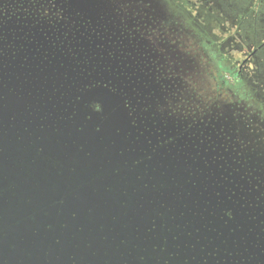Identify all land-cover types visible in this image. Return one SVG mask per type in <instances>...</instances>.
<instances>
[{
  "label": "rangeland",
  "instance_id": "374dc122",
  "mask_svg": "<svg viewBox=\"0 0 264 264\" xmlns=\"http://www.w3.org/2000/svg\"><path fill=\"white\" fill-rule=\"evenodd\" d=\"M150 3L153 4L150 10L161 24L152 21L149 28L155 32L166 26L171 31L164 29L165 37H171L164 41L165 48L155 50L148 44V54L144 56L147 65L159 63L155 66L157 70L166 69L168 78L158 76L157 71L153 74L150 67L134 64L119 67L120 63L130 62L141 54L131 55L130 50H122L121 57H115L112 63L108 61V53L114 51L108 46H102L100 56L85 53L86 58L101 61L100 69H95L94 73V65L87 62L76 64L64 59V65L43 66L37 56L31 57L29 53L26 55L29 61L24 64L0 65V137L4 136L5 151L13 154L14 162L9 164L8 159H0L1 167L8 175L18 177L25 157L35 161L33 153L26 152V148L34 145L36 148L40 141L46 140L45 134L48 141L60 137L67 128L69 137L76 131L72 125L83 132L92 117L95 121V116L99 115L91 132L101 135L97 143L111 152V158L101 162L92 161L93 156L84 157L97 171L110 170L96 182L107 183L115 193L121 190L123 198L132 203L133 187H166L170 180L175 184L176 178L171 176L176 171L178 175L189 176L181 181L183 186L176 188L178 192L171 193L182 202L187 193H194V186H199L209 172L220 167L221 172L227 171L223 179L228 178V186L238 193L235 203L241 211L235 218L227 214L223 219L242 223L251 220L257 234L264 239V199H259L264 191V51L243 67L244 85L233 89L234 92L240 89L245 95L242 102H237L233 90L218 85L221 72L232 84L237 82L238 77H232L223 68L237 71L245 57L264 40V0H151ZM81 4L72 3L79 9L85 7V3ZM109 5L105 2L101 7L109 9ZM256 5L261 10L258 16ZM86 9L101 12L93 4ZM246 20L258 24L257 33L246 28ZM106 30L104 34L110 41L111 30ZM33 58H36L34 63ZM94 59L91 58L93 62ZM114 69H119L117 79L110 77ZM75 76L79 80L76 81ZM162 78L168 81V88L162 87ZM170 95L179 99L178 106L189 112V117L196 115L192 124L183 122V116L181 120L177 115L173 118L168 106ZM107 105L110 106L108 113ZM109 116L115 122L111 134L107 135ZM39 133L41 136L35 144V134ZM27 136L31 139L30 147L25 144ZM54 141L61 142L60 138ZM67 141L65 151L74 148L75 145H69L77 140L73 142L70 137ZM52 147L53 151L57 149L54 144ZM42 150L37 146L38 153ZM71 155L65 152L64 161ZM211 156L217 161L216 166L214 160L210 161ZM208 163L210 167H206ZM71 172L70 166L64 175L65 182ZM209 201L210 205L215 204ZM171 202L167 201L172 205ZM222 203L225 209L231 206L227 198ZM166 208L165 203L155 206L154 222L160 220L166 225ZM159 250L165 249L155 247V251ZM195 251L196 260H186V264L202 262L200 253H196L199 251Z\"/></svg>",
  "mask_w": 264,
  "mask_h": 264
},
{
  "label": "water",
  "instance_id": "95a60500",
  "mask_svg": "<svg viewBox=\"0 0 264 264\" xmlns=\"http://www.w3.org/2000/svg\"><path fill=\"white\" fill-rule=\"evenodd\" d=\"M107 106L108 113L110 106ZM99 119V115L95 116V121L92 117L83 132L72 125L76 131L69 137L70 131L65 129L60 137L53 139L60 138L61 142L48 141L45 134L46 140L36 145L43 148L40 153L35 145L26 148V152L33 153L35 161L25 157L18 177L8 175L0 164V172H3L0 174V264H175L180 261L186 264V260L197 256L191 246L196 245L197 237L206 234L193 235L195 228L186 224L193 217L182 205L190 196L182 204L167 203L173 201L175 197L171 193L178 192L176 188L189 176L174 171L171 178H176L175 184L170 180L172 185L168 183L166 187H133V202L128 203L120 194L121 190L115 193L107 183L95 181L110 170L99 172L94 165L85 162V156H93L92 161L101 162L111 158V152L97 143L101 135L91 132ZM108 121L107 135L111 134L115 122L112 116ZM38 136L41 134H35V144ZM1 137L0 159L14 163L13 154L5 151L4 136ZM64 137L67 140L71 137L73 142L77 140L68 144L75 145L74 148L68 146L64 150V143L68 142ZM25 140L30 147L29 136ZM52 144L57 147L54 151ZM65 152L73 154L67 161H64ZM58 156L62 158L59 160ZM69 165L74 173L71 172L65 182ZM163 203L173 208L165 215L166 226L160 220L154 222L157 212L154 208ZM182 211H185L184 217L180 215ZM232 228L233 234H239L236 226ZM155 247L166 249L158 252Z\"/></svg>",
  "mask_w": 264,
  "mask_h": 264
},
{
  "label": "flooded vegetation",
  "instance_id": "af4514ba",
  "mask_svg": "<svg viewBox=\"0 0 264 264\" xmlns=\"http://www.w3.org/2000/svg\"><path fill=\"white\" fill-rule=\"evenodd\" d=\"M74 2L85 3V7L82 9L74 8L72 5ZM105 2L110 4L109 9H105V6L101 7L102 3ZM150 2L151 0H0V65L24 64L29 61L30 57L26 56L29 53L31 57L37 56L43 66H46L45 64L64 65V59L68 62L76 61V64L77 62L81 64L87 62L89 65H94V73L95 69H100L101 61L100 59H94L95 57L86 58L85 53L87 52L91 56H100L102 46H108L112 47V51H114L108 53V61L112 63H114L115 60L113 59L115 57L117 59L121 57L122 50H130L131 55L141 54L138 55L139 58H133L130 62L120 63L119 67L132 66L133 64L145 66L148 69L150 67L152 73L157 71L158 76L163 75L168 78L169 72L166 69L157 70L155 66L160 65L159 63L147 65L149 63L146 56H144V54H148V44L155 50L157 47L158 49L159 47L165 48L164 41L171 37H165L166 31L164 29L171 31L166 26L161 27L163 28L162 31L159 28L155 32L153 28H149L152 21L161 24V21L150 10L153 8V4ZM90 4H93L101 12L94 11L92 13L89 9H86ZM255 7L258 16L261 10L259 5ZM246 23L248 25L246 28L258 32V24H252L248 20H246ZM241 27L244 28V25H241ZM106 29L111 30L110 41L107 40L104 34L107 31ZM116 50H118L119 55ZM133 50L135 53L132 52ZM261 51H264V40L258 43L245 57L237 71L225 68V70H228L226 72L229 75L234 78L238 77L236 81L239 87L244 85L241 78L243 67L250 60L261 55ZM91 58L94 59V62ZM32 60V63H34L36 58ZM119 69L111 71H114V75H110L111 79L118 78L117 72ZM172 74L175 75L174 72H171ZM75 77L76 81L79 80L77 76ZM161 85L163 88H168L169 83L162 78ZM232 92L237 98V102L243 101L242 98L245 95L241 93L240 89L235 90L237 94L234 90ZM170 96L173 99L168 97L170 100L168 106L171 113L173 112V118L177 115L178 120H181L183 116V122L188 121L189 125L192 124L196 115L193 114V117H189L190 113L182 111L178 106L179 99L175 95ZM208 157L206 155V158ZM212 160L214 159L211 156L210 161L212 162ZM216 163L217 161L214 160V166H216ZM206 167H210L209 163ZM226 172V170L221 172L219 167L218 170L213 169L209 172V176L218 175L223 179L227 175ZM221 182L226 186L230 183L228 178L221 180ZM261 198L264 199V191L259 195V199ZM262 209L264 210V206H262Z\"/></svg>",
  "mask_w": 264,
  "mask_h": 264
},
{
  "label": "trees",
  "instance_id": "16d2710c",
  "mask_svg": "<svg viewBox=\"0 0 264 264\" xmlns=\"http://www.w3.org/2000/svg\"><path fill=\"white\" fill-rule=\"evenodd\" d=\"M218 85L234 89L235 86H238V82L232 84L221 72ZM221 180L223 179L218 175L206 176L199 186H194L196 187L194 193H187L182 202H180V198H174L172 201L173 206L174 202L182 204L190 196V200L182 205V209L193 217L192 221L186 224L195 228L193 235L206 234L197 237L196 245L191 246L192 249H198L196 251L199 252L195 251L196 253H200L202 262L197 261L198 264H264V239H261L260 235L257 234L254 222L246 220L242 223L235 219L227 222L226 218L223 219L224 216L228 217V215L229 218H235L237 213L241 211L237 207L239 206L237 202L235 203L238 196L237 191L231 190ZM224 198L231 201V206L228 209H225L222 203ZM209 200L215 204L210 205ZM172 210V207L166 208V211ZM184 212L182 211L180 214L181 217L185 216ZM223 220L226 222L224 223ZM235 226L239 232L238 235L233 234L235 230L232 227ZM182 229L184 231L186 226ZM240 234H243L244 237L243 235L239 236ZM174 240L177 241V237H174ZM166 241L164 240V242ZM193 260H196V257Z\"/></svg>",
  "mask_w": 264,
  "mask_h": 264
}]
</instances>
